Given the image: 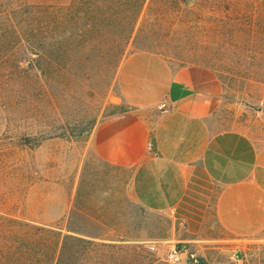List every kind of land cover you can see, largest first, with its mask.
<instances>
[{
    "label": "rangeland",
    "instance_id": "1",
    "mask_svg": "<svg viewBox=\"0 0 264 264\" xmlns=\"http://www.w3.org/2000/svg\"><path fill=\"white\" fill-rule=\"evenodd\" d=\"M32 2L0 0V264L44 260L28 248L47 243L26 224L60 232L55 264H168L166 241L185 244L200 264H264V229L237 236L218 212L264 149V0H147L117 71L109 44L92 56L72 42L35 39ZM130 62L157 75L205 66L224 86L212 136L225 140H209L187 196L170 211L137 199L144 147L104 140L106 120L126 110L114 103L115 79ZM106 152L128 163L114 168Z\"/></svg>",
    "mask_w": 264,
    "mask_h": 264
},
{
    "label": "crops",
    "instance_id": "2",
    "mask_svg": "<svg viewBox=\"0 0 264 264\" xmlns=\"http://www.w3.org/2000/svg\"><path fill=\"white\" fill-rule=\"evenodd\" d=\"M115 87L121 96L114 103L126 110L106 120L104 140L144 147L134 174L137 199L148 210H173L187 196L197 166L206 161L209 140H225L212 136L213 119L224 98L223 83L205 66L157 75L130 62L117 74ZM143 114L152 117L151 123ZM149 142L152 152L147 150ZM104 155L114 168L120 161L128 163L112 152ZM246 167L218 202L222 225L237 236L264 229V149Z\"/></svg>",
    "mask_w": 264,
    "mask_h": 264
},
{
    "label": "trees",
    "instance_id": "3",
    "mask_svg": "<svg viewBox=\"0 0 264 264\" xmlns=\"http://www.w3.org/2000/svg\"><path fill=\"white\" fill-rule=\"evenodd\" d=\"M146 2L147 0H33L29 25L35 32V39L72 42L92 56L93 47L109 44L116 49L108 57L117 71L126 56ZM112 31L116 33L111 34ZM24 226L31 236L43 238L47 243L30 245V252L44 258L42 260L35 257L37 262L33 263L59 262L60 232L31 224ZM49 238L57 240L55 248L48 246Z\"/></svg>",
    "mask_w": 264,
    "mask_h": 264
},
{
    "label": "built area",
    "instance_id": "4",
    "mask_svg": "<svg viewBox=\"0 0 264 264\" xmlns=\"http://www.w3.org/2000/svg\"><path fill=\"white\" fill-rule=\"evenodd\" d=\"M153 148V143L149 142L147 144V150L152 152ZM149 248L152 252H159V247L155 243H152ZM184 255L186 258H184ZM162 257L168 264H200L197 256L192 254L185 244L181 245L175 241L164 242Z\"/></svg>",
    "mask_w": 264,
    "mask_h": 264
}]
</instances>
